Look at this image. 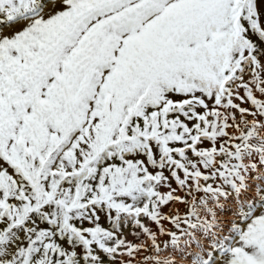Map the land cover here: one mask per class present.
Here are the masks:
<instances>
[{
	"label": "snow or ice",
	"instance_id": "obj_1",
	"mask_svg": "<svg viewBox=\"0 0 264 264\" xmlns=\"http://www.w3.org/2000/svg\"><path fill=\"white\" fill-rule=\"evenodd\" d=\"M262 134L264 0H0V264H264Z\"/></svg>",
	"mask_w": 264,
	"mask_h": 264
},
{
	"label": "rangeland",
	"instance_id": "obj_2",
	"mask_svg": "<svg viewBox=\"0 0 264 264\" xmlns=\"http://www.w3.org/2000/svg\"><path fill=\"white\" fill-rule=\"evenodd\" d=\"M173 186L175 187V185H173ZM176 209H178L181 214H183L185 212V210H186L185 209V205H183V204H176L175 206H173V210H176ZM165 211L167 212L168 209H165ZM101 222L104 224L105 227L108 226L107 225V222H105L103 220ZM145 222L147 223V221H145ZM149 226L155 231V229H156V226L155 225H149ZM165 227L166 228H171V225L165 224ZM131 232H132V229L130 227L124 229V234L127 237V239L130 240V241H134L135 240V237L131 234ZM167 240H168V237L167 236H163V237H160L159 238V241H167ZM172 256H173V253L170 250H164V251H161L159 253V255L157 257H155V258L157 260L167 262Z\"/></svg>",
	"mask_w": 264,
	"mask_h": 264
},
{
	"label": "bare ground",
	"instance_id": "obj_3",
	"mask_svg": "<svg viewBox=\"0 0 264 264\" xmlns=\"http://www.w3.org/2000/svg\"><path fill=\"white\" fill-rule=\"evenodd\" d=\"M262 135H264V134H262ZM204 214L202 213V216H203Z\"/></svg>",
	"mask_w": 264,
	"mask_h": 264
},
{
	"label": "built area",
	"instance_id": "obj_4",
	"mask_svg": "<svg viewBox=\"0 0 264 264\" xmlns=\"http://www.w3.org/2000/svg\"><path fill=\"white\" fill-rule=\"evenodd\" d=\"M201 215H202V213H201Z\"/></svg>",
	"mask_w": 264,
	"mask_h": 264
}]
</instances>
